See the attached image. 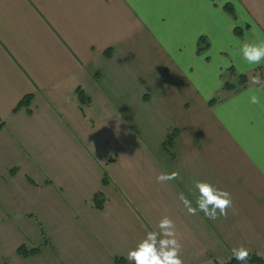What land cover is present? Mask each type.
I'll list each match as a JSON object with an SVG mask.
<instances>
[{"label":"crops","instance_id":"1","mask_svg":"<svg viewBox=\"0 0 264 264\" xmlns=\"http://www.w3.org/2000/svg\"><path fill=\"white\" fill-rule=\"evenodd\" d=\"M258 41L264 0H0V264H115L165 216L184 264L264 254V92L223 91ZM196 180L226 216L189 215Z\"/></svg>","mask_w":264,"mask_h":264},{"label":"clouds","instance_id":"2","mask_svg":"<svg viewBox=\"0 0 264 264\" xmlns=\"http://www.w3.org/2000/svg\"><path fill=\"white\" fill-rule=\"evenodd\" d=\"M240 53L250 66H258L264 62V41L243 42L240 45ZM252 82L260 87L255 92L248 89L243 95H248L251 104H259V93L264 92V81L257 76ZM178 175V172H162L156 179L164 182L174 180ZM193 194L195 206L186 196L183 194L180 196L189 215L202 212L208 219L216 220L219 216L227 215L226 210L232 203L230 193L201 180L194 182ZM158 228V232H147L136 247L128 251L127 258L132 264H184L181 259L182 244L177 239L174 221L165 216L159 221ZM232 255L235 259L243 261L248 256V251L243 247L233 248Z\"/></svg>","mask_w":264,"mask_h":264},{"label":"trees","instance_id":"3","mask_svg":"<svg viewBox=\"0 0 264 264\" xmlns=\"http://www.w3.org/2000/svg\"><path fill=\"white\" fill-rule=\"evenodd\" d=\"M228 11L231 12L232 10L229 9V6L227 7ZM233 14V13H232ZM107 54H109V51H107ZM230 75L232 77L236 76V72L234 71V69H230ZM259 76L261 81H264V69H257L254 72L250 73V74H245V75H239L237 78L238 80L236 82H231V81H227L224 83L223 85V91L226 92H233V91H238L241 88L247 87L249 85H253L254 83L253 78ZM255 85V84H254ZM258 85V84H257ZM78 98L80 100V102L82 104H87L90 102L89 97L85 94V92L82 89L78 90ZM218 101V99H213L210 102V106H213L216 104V102ZM31 102V96H26L18 105V108H21L23 106H28ZM174 134H171L167 141L164 144V148L166 150V152H168L169 154L173 155V148H174ZM108 177L107 175L105 176L104 180H103V185L106 186L108 184ZM104 201H105V197L103 195V193H98L94 196L93 198V203H94V207L96 209H103L104 207ZM40 250L38 248H34V249H28L25 246H21L18 249V253L21 255H25V256H30V255H35L39 252ZM115 264H132V262H130L129 260H127L124 257H116L115 258ZM244 262L250 263V264H264V254H253V255H249L245 258V260L240 261L235 259L234 257L232 259H230L227 263L225 264H242Z\"/></svg>","mask_w":264,"mask_h":264},{"label":"rangeland","instance_id":"4","mask_svg":"<svg viewBox=\"0 0 264 264\" xmlns=\"http://www.w3.org/2000/svg\"><path fill=\"white\" fill-rule=\"evenodd\" d=\"M64 165H54V167L58 168V167H62ZM55 174H60V171H56ZM57 214V213H55ZM50 230V229H49ZM51 230H55L54 228H51ZM5 236H7V233L4 234V236L0 235V245L4 243V241H6L9 237L5 238ZM39 236V235H38ZM40 238V237H39Z\"/></svg>","mask_w":264,"mask_h":264}]
</instances>
